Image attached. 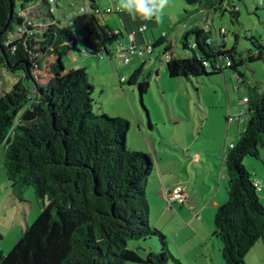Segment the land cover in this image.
<instances>
[{"label":"trees","instance_id":"16d2710c","mask_svg":"<svg viewBox=\"0 0 264 264\" xmlns=\"http://www.w3.org/2000/svg\"><path fill=\"white\" fill-rule=\"evenodd\" d=\"M206 1L205 11L211 13L205 14V24L214 27L212 13L225 0ZM90 2L84 0L92 10L100 9L95 0ZM53 6H58V0L57 4L0 0V71L23 75L0 97L4 167L16 195L22 197L25 190L33 189L38 199L47 202L13 250L6 255L0 251V264H182L175 259L166 236L150 225L146 189L153 177V160L127 148V120L94 112V86L87 72H66L63 58L78 51L79 38L69 24L56 21ZM233 10L231 14L237 17L236 8ZM136 23L125 29L126 36L144 24L142 19ZM85 30L90 36L82 40L90 41L93 32L88 26ZM106 32L102 36L105 52L95 50L87 56L79 52L98 59L115 57L104 46ZM191 34L195 36L193 45L188 43ZM210 34L200 27L186 33L183 46L192 51L190 58L176 56L167 34L151 42L152 54L164 46L166 57L171 55L166 60L170 78L212 77L230 70L240 84H246L240 71L245 60L237 61L236 46L228 49V41L219 45ZM138 38L145 43L143 35L137 36L142 43ZM247 40L256 48L255 54L248 53L247 62L264 60L260 41L254 36ZM45 69L47 81L38 83L43 76L37 73ZM141 72L136 71L129 81L125 77L120 84H137ZM30 81L33 86L26 84ZM248 88L251 96L244 98L247 109L241 112L248 123L224 157L227 201L214 213L213 236L222 244L225 264H246L251 249L264 242V205L255 186L261 182L259 190L263 191L264 182L254 181L244 166L246 158L259 160L264 150V91L257 86ZM138 89L149 118L143 103L148 83H138ZM153 237L159 238L160 250L149 252L146 258L138 252L143 250L141 245L136 249L129 246L131 241Z\"/></svg>","mask_w":264,"mask_h":264},{"label":"rangeland","instance_id":"374dc122","mask_svg":"<svg viewBox=\"0 0 264 264\" xmlns=\"http://www.w3.org/2000/svg\"><path fill=\"white\" fill-rule=\"evenodd\" d=\"M87 1L91 3L90 0ZM95 4L100 7L101 14L95 15L94 19L91 18L93 34L90 41L81 39V36L86 34L85 26L89 24L83 14L80 16L81 7L85 5L84 0H58V6H54L55 19L61 25L68 26L69 22L75 20V24L70 28L79 38L78 51H71L63 58L66 72L71 70L87 72L89 81L94 86V112L105 113L114 119L123 118L129 122L126 146L131 151L150 155L154 164V174L155 172L158 174L156 156L157 154L163 155L172 161V166L177 171L176 174L184 180L185 186L190 181V177H193L192 184L198 181L202 192L209 193L210 191L209 198H212L219 190L212 176L216 175L215 179L219 180L221 174L226 173L224 152L229 148V144L238 140L248 123V119L245 123L239 124L229 123L226 119L243 112L241 108L247 109L244 97L251 96L248 87L257 86L260 91H264V60L247 62L248 53L250 51L256 53V48L251 41L247 40L249 36L256 37L264 48V2L262 4L260 0H225L223 6L212 13L214 27L211 21V27L205 24L207 18L205 14L211 13L209 10L205 11L206 0H170L159 21L155 18L148 21L143 20L148 26L146 35L149 41L153 43L154 40L167 34V40L178 57H192V51L184 49L183 43L186 33L196 27L211 31L213 41L217 39L219 45L228 41V49L236 46L237 61L245 60L244 65L240 67L246 79V84L243 85L235 79L230 70L212 77L202 75L190 79L170 78L164 46L156 48L152 55L132 56L131 62L125 65L121 53L127 50L128 40L122 17L126 20L128 13L121 11L123 15L120 16L118 0H95ZM233 7L238 12L237 17L231 14L234 11ZM108 8L112 9L113 14L105 13ZM199 10H203L204 13H199ZM74 15L79 17L73 18ZM129 16L130 21H127L126 25L137 26L136 19L140 18ZM99 25L104 31L121 29L124 34L123 38L118 37L116 40L105 41L110 55H116L113 58L105 55L98 59L81 54L90 48L101 49L105 52ZM223 29L226 30L224 33L226 38L221 34ZM120 40L124 43H119ZM188 43L190 45L195 43L194 35L189 36ZM140 69L142 72L138 77V83H148V91L143 97V103L149 113L152 128L149 127L147 113L141 104L138 83L135 85L120 84L121 77H126L129 81ZM37 75L43 76L37 79L38 83L43 84L47 81L46 69L44 72H38ZM22 77L20 72L13 74L2 69L0 71V97L10 92L14 84ZM26 84L34 85L31 81ZM102 86L107 88L103 89ZM241 114L246 117L245 114ZM5 151V147L0 146V236L3 238L0 240V251L6 255L17 245L27 227L38 218L47 202L38 199L33 189L25 190L22 197L16 195L8 181L4 167ZM196 152H200L199 160L189 161L186 155H195ZM244 166L254 181L264 182V150H261L259 160L246 158ZM203 180L210 186V189L201 185ZM150 182L151 179L147 189ZM257 192L264 205V183L263 191L258 189ZM222 194L226 196L227 192L223 190ZM176 212L174 211L173 215H176ZM209 214L204 222L207 225L210 224L214 232V214L213 218H209ZM149 218L150 225L153 226L155 216L152 215ZM167 219L170 220L166 215L163 220ZM159 228L161 232L163 225H159ZM166 233L169 235L168 240L171 241V247L169 246L171 252L175 255L172 249L178 251L176 255H179L182 261L176 255L175 259L182 264H187L174 241L173 232ZM208 234H211L209 230ZM210 238L214 239L212 236ZM214 242L221 244L216 238ZM138 245L143 248V250L139 249V254L146 258L148 254L145 247L154 246V251H159L161 244L159 238L153 237L148 241H131L129 246L136 249ZM245 263L264 264V242L256 243L247 254Z\"/></svg>","mask_w":264,"mask_h":264},{"label":"crops","instance_id":"0c3cea01","mask_svg":"<svg viewBox=\"0 0 264 264\" xmlns=\"http://www.w3.org/2000/svg\"><path fill=\"white\" fill-rule=\"evenodd\" d=\"M126 16V20L124 17H122L124 20V30L126 28L127 30H130L129 26H131V24L126 25V22L130 21V16L129 14ZM100 30L102 35L104 32H106L102 29V27ZM138 40L142 42L141 38H138ZM99 41H101V38H99ZM143 41H145V43H151L146 34L143 35ZM119 43L123 44L124 42L123 40H120ZM104 46L106 47V44ZM95 50L98 53L102 51L101 49ZM106 50H108L107 47ZM102 87L103 89L107 88L106 86ZM245 110L246 109L241 108V111ZM148 120L151 123V119L148 118ZM235 143L236 142H233L231 144ZM226 151L224 152V157ZM199 153L200 152H196L195 155L187 154L186 156L189 161H198L200 158L198 155ZM156 161L158 165V174L156 172L155 174L153 173V177L150 182L151 184L149 183V187L146 190L147 201L149 203V217L152 215L155 216V223L153 227L159 230V225H163L161 232L164 236H166L168 245L170 247L171 241L168 240L167 236L169 235L166 232H173L172 236H174V241L187 264L225 263L222 258V246L221 244L214 242L215 237L213 236L212 226L210 224H205L204 219L208 216V213H210L209 218H213V214L215 213L216 209L227 200V194L226 196L222 194L223 190L227 191L226 186L228 178L226 173L223 172L219 180H216V175L212 174V179L219 187V190L217 191L216 195H214L212 198H209V195L211 194L210 191L209 193L206 191L203 193L201 190L202 187L199 186L198 181H196L195 184H192L194 180L193 177H190V181L185 186L184 180L180 178L178 174H176L177 171L172 166V161L166 159L163 155L159 156L158 154L156 156ZM178 185L185 188L186 201L184 203H174L172 206H169L167 203L168 196L171 190ZM201 185L210 189V186H208L205 180L201 182ZM196 191L197 193L195 194ZM174 211H177L176 215H173ZM166 215L170 220H163ZM196 215L198 216L197 218H195ZM208 230L211 232L210 235L208 234ZM211 236L214 239H211ZM153 247H145L146 253L148 254L149 252H154ZM172 251L175 253V255L178 254V251L176 252L175 249H172ZM176 256L182 261V258L179 257V255Z\"/></svg>","mask_w":264,"mask_h":264},{"label":"built area","instance_id":"2783aa9c","mask_svg":"<svg viewBox=\"0 0 264 264\" xmlns=\"http://www.w3.org/2000/svg\"><path fill=\"white\" fill-rule=\"evenodd\" d=\"M51 4H57V0H50ZM52 12H56L54 9V6L52 7ZM121 12V11H120ZM106 14H110L112 13V9H107ZM82 14L84 15V17L89 21V24L86 25L89 28V31L93 30V24L91 22V18L94 19L95 15L97 14H101V10L100 9H94L92 10L88 5H84L81 8L80 11V16H82ZM79 17L77 15H74L73 18ZM75 24V20L69 22V25L72 26ZM148 30V26L147 24H142L139 28L136 29V31L131 32L127 37L128 40V47L127 50L121 53V57L124 60V64L128 65L131 61V57L132 56H136V55H140V56H146V55H151L152 51H153V47L151 45V43H139L137 41V36H142L145 34V32H147ZM226 30H221V34L224 37V33ZM123 35L122 31L119 30H108L106 32L105 37L110 40L113 39L115 37H118L119 35ZM90 36V34H87L85 36H81V39L83 38H88ZM222 37V38H223ZM226 38V37H224ZM95 51L94 48H90L89 50H86L84 52V54L87 56L88 54H91ZM101 56V55H100ZM103 56H101L100 58H102ZM171 59V55L168 54L167 55V60ZM126 80L125 77L121 78V81L124 82ZM247 99L244 100V102H246ZM247 117H244L242 115H235V116H229L228 117V121L229 122H238V123H245ZM230 148L234 147V145H229ZM261 182H257L256 183V187L259 189ZM185 188L183 186H176L174 189L171 190L169 196H168V200L167 203L169 206H172L174 203H184L186 201V196H185ZM196 217H198L196 215Z\"/></svg>","mask_w":264,"mask_h":264},{"label":"clouds","instance_id":"9594fccd","mask_svg":"<svg viewBox=\"0 0 264 264\" xmlns=\"http://www.w3.org/2000/svg\"><path fill=\"white\" fill-rule=\"evenodd\" d=\"M169 3L170 0H118V10L126 11L133 18L159 21Z\"/></svg>","mask_w":264,"mask_h":264},{"label":"water","instance_id":"95a60500","mask_svg":"<svg viewBox=\"0 0 264 264\" xmlns=\"http://www.w3.org/2000/svg\"><path fill=\"white\" fill-rule=\"evenodd\" d=\"M12 12H13V8H11V18H12ZM10 21V20H9Z\"/></svg>","mask_w":264,"mask_h":264}]
</instances>
